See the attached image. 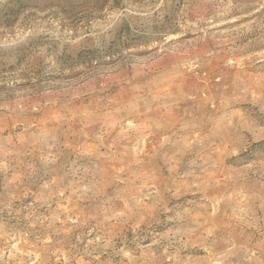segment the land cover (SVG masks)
<instances>
[{"label": "rangeland", "instance_id": "obj_1", "mask_svg": "<svg viewBox=\"0 0 264 264\" xmlns=\"http://www.w3.org/2000/svg\"><path fill=\"white\" fill-rule=\"evenodd\" d=\"M0 264H264V0H0Z\"/></svg>", "mask_w": 264, "mask_h": 264}]
</instances>
